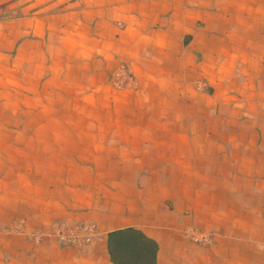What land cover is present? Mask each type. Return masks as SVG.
<instances>
[{
	"label": "crops",
	"instance_id": "obj_1",
	"mask_svg": "<svg viewBox=\"0 0 264 264\" xmlns=\"http://www.w3.org/2000/svg\"><path fill=\"white\" fill-rule=\"evenodd\" d=\"M128 228L264 264V0H0V264H112Z\"/></svg>",
	"mask_w": 264,
	"mask_h": 264
},
{
	"label": "trees",
	"instance_id": "obj_2",
	"mask_svg": "<svg viewBox=\"0 0 264 264\" xmlns=\"http://www.w3.org/2000/svg\"><path fill=\"white\" fill-rule=\"evenodd\" d=\"M106 243L112 264H155L156 243L138 230L110 232Z\"/></svg>",
	"mask_w": 264,
	"mask_h": 264
},
{
	"label": "built area",
	"instance_id": "obj_3",
	"mask_svg": "<svg viewBox=\"0 0 264 264\" xmlns=\"http://www.w3.org/2000/svg\"><path fill=\"white\" fill-rule=\"evenodd\" d=\"M112 81L117 89L124 88L132 83V76L125 63H121L112 75ZM55 237L62 246L82 245L94 236L95 232L90 225L80 224L73 229L56 227L54 229ZM190 239L203 246L211 244V239L207 235L197 232H190Z\"/></svg>",
	"mask_w": 264,
	"mask_h": 264
},
{
	"label": "rangeland",
	"instance_id": "obj_4",
	"mask_svg": "<svg viewBox=\"0 0 264 264\" xmlns=\"http://www.w3.org/2000/svg\"><path fill=\"white\" fill-rule=\"evenodd\" d=\"M128 67V66H127ZM131 73V72H130ZM131 76H132V74H131ZM132 82H133V80H132ZM132 84V83H131ZM200 86L202 87L203 86V83H200ZM200 87V88H201ZM54 235H55V233H54ZM188 235H189V233H188ZM191 241V240H190Z\"/></svg>",
	"mask_w": 264,
	"mask_h": 264
}]
</instances>
